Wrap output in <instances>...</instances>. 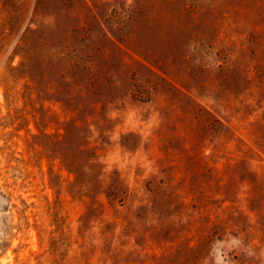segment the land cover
Returning <instances> with one entry per match:
<instances>
[{
	"label": "rangeland",
	"instance_id": "obj_1",
	"mask_svg": "<svg viewBox=\"0 0 264 264\" xmlns=\"http://www.w3.org/2000/svg\"><path fill=\"white\" fill-rule=\"evenodd\" d=\"M0 264H264V0H0Z\"/></svg>",
	"mask_w": 264,
	"mask_h": 264
},
{
	"label": "bare ground",
	"instance_id": "obj_2",
	"mask_svg": "<svg viewBox=\"0 0 264 264\" xmlns=\"http://www.w3.org/2000/svg\"><path fill=\"white\" fill-rule=\"evenodd\" d=\"M3 260H4V258H3Z\"/></svg>",
	"mask_w": 264,
	"mask_h": 264
}]
</instances>
